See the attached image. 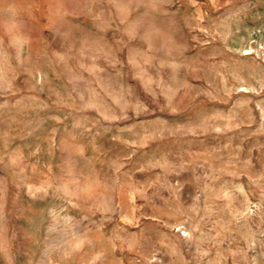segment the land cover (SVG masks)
Masks as SVG:
<instances>
[{"label": "rangeland", "instance_id": "1", "mask_svg": "<svg viewBox=\"0 0 264 264\" xmlns=\"http://www.w3.org/2000/svg\"><path fill=\"white\" fill-rule=\"evenodd\" d=\"M0 264H264V0H0Z\"/></svg>", "mask_w": 264, "mask_h": 264}]
</instances>
